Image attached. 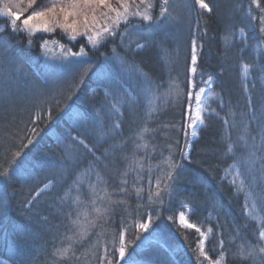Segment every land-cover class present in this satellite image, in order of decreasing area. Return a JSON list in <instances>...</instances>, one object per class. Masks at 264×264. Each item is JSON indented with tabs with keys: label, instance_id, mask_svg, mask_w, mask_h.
<instances>
[{
	"label": "trees",
	"instance_id": "trees-1",
	"mask_svg": "<svg viewBox=\"0 0 264 264\" xmlns=\"http://www.w3.org/2000/svg\"><path fill=\"white\" fill-rule=\"evenodd\" d=\"M42 1L37 0V6ZM205 2L212 12L198 9L193 3L191 8H172L177 17L173 22H139L144 37L139 43L145 45L139 50L135 43L132 48L122 45L119 36L93 50L83 39L74 44L61 40L58 31L47 37L42 33L31 37L29 46L28 36H15L6 24L2 25L6 30L0 32V129L12 134L9 142L17 148L27 143L25 129L35 128L36 134L31 137L33 143L22 149L19 167L8 169L9 178L0 177V260L7 264H50L53 249L63 246V236L68 233L66 214L72 210L71 199L77 188L87 203V185L96 181V172L110 184L118 185L126 167L122 155L136 151L138 157H145L147 152L156 165L159 153L167 156L171 145L175 162L181 166L177 169L173 198L169 200L162 191L163 205L148 203L149 179L154 191L160 170L148 171L145 159L139 181L145 190L144 199L138 201L132 191L126 205L113 210L115 223L105 225L108 234L104 241L111 242L113 235H118L124 216L128 223L126 257L130 254L136 263L197 264L199 234L178 224L179 213L189 208L191 223L212 226L213 234L205 248L209 256L217 258L222 239L227 264H239L232 259L233 253L242 243L247 246L248 242H255L260 229L246 218L243 197L224 179L223 172L232 164L237 165L256 200L264 227V43L260 42L259 32L262 13L251 0ZM258 2L264 6V0ZM241 29L244 38L238 40ZM45 38L49 43L55 41L60 53L59 44L74 52L86 45L87 56L78 58L83 62L73 65H61L58 60L49 64L38 49ZM194 38L198 45L197 76L203 80L213 78L223 107L219 118H206L197 139L190 142L187 158H183L181 152L186 148L182 125ZM241 64L250 66L248 98L243 91ZM133 65L139 71H133ZM89 67L91 71L84 73ZM141 73L147 74L154 85H160L155 97L145 93ZM170 80L179 83L183 93L175 101L170 97L165 102L163 94L168 91ZM129 97L132 103L119 104V112L112 109L113 103ZM116 123L119 128H115ZM145 124L151 129L144 134L149 147L135 150L134 134ZM80 140L92 152L80 145ZM234 141V155H225L227 144ZM252 151L256 156L250 160ZM4 168L8 164L0 155V170ZM127 178L131 186L134 174L129 173ZM48 184V190L34 197ZM125 208L132 217L127 216ZM149 214L152 223L148 231H137L134 220L144 222ZM99 231L93 229V235L75 247L80 251L89 249L96 240L94 233ZM103 255V247H97L95 259L89 255L90 264H100ZM112 259L113 264H124L115 253Z\"/></svg>",
	"mask_w": 264,
	"mask_h": 264
},
{
	"label": "snow or ice",
	"instance_id": "snow-or-ice-1",
	"mask_svg": "<svg viewBox=\"0 0 264 264\" xmlns=\"http://www.w3.org/2000/svg\"><path fill=\"white\" fill-rule=\"evenodd\" d=\"M253 4H256L262 15L260 16L261 27L260 42L264 43V6H262L258 0H251ZM159 5L158 15L153 14V9ZM197 5L201 10L206 12H212V8L205 0H190L185 4V7L191 8L192 4ZM31 12L28 13V10ZM0 17L7 18L9 27L12 32L23 31L29 36L28 44L31 46V36L37 32L53 33L57 29L62 34L66 35L70 41H76L77 37H85L87 45H90L93 50H97L103 44L108 42L112 38L119 36L120 43L126 45L128 48H132L133 41L131 37L135 35L138 39L135 42L137 49L143 48L145 45L139 43L140 38H144L140 32V23H159V22H173L177 17L173 14L172 5L170 0H46L43 5L37 6V0H0ZM22 17H24L22 19ZM255 18V17H253ZM136 21V23H133ZM18 22H21L18 24ZM121 25L123 30L121 31ZM6 29L0 27V32ZM240 35L244 37V30H240ZM48 41L44 40L41 45L45 47ZM61 53L57 59L61 65H73L78 62V58L87 56L85 51L86 45H82L78 51H72L71 48L66 47L64 44H59ZM197 41L194 38L191 45V65L189 68L190 76L187 80L188 91L186 93L187 103L184 107L185 121L182 125V131L185 137V148H190V142L188 140L189 134L191 137H196L198 134V128L205 122V116L203 115L202 97L207 93L208 95H214L212 92L213 78L208 77L207 80H203L202 77L197 76ZM249 65H243V76L247 79L249 75ZM133 71H139L138 67L133 65ZM91 71V68L84 69V73ZM144 76V91L147 94L155 97L160 85H154V82L147 77V74L141 73ZM199 80V84L197 81ZM83 81L81 80V83ZM245 87H247L245 85ZM183 89L180 84L175 80H170L168 85V91L164 93L165 102L171 97L173 101L181 96ZM107 99V96H106ZM132 103L131 97L125 101L121 98L117 103L111 105L112 109L119 112V104ZM215 113V109H211L209 115ZM36 118H39V112L36 114ZM48 118L51 119V112L48 113ZM35 123V121H33ZM227 123V121H225ZM120 124L116 123L115 128H119ZM189 129L191 132L189 133ZM27 133V143L20 144L17 148L16 144L10 143L13 139L12 134L3 132L0 129V155L7 162L8 168L0 170V177L5 179L9 178V168L13 166L19 167L17 161L22 154V149L28 148L33 143L31 138L36 134V129H25ZM151 129L145 124L135 134L133 144L135 150H145L149 147L147 141H145V133L150 132ZM16 135H19L17 133ZM103 135V131H102ZM24 139L20 137V141ZM75 140V138H72ZM254 139V137H253ZM136 141H144V143H137ZM264 142V141H262ZM88 152H92L90 148L83 140L79 141ZM237 142H231L227 144L225 155L233 154V144ZM245 147L247 145L245 144ZM255 148V145H252ZM155 151V148H153ZM181 156L187 158V151H182ZM256 152L249 153V159L255 158ZM264 159V157H261ZM122 159L126 161L125 169L120 173V182L118 185H112L108 180L104 179L99 172H96V181L89 182L87 185V203L80 189L77 188V194L71 199V211L67 215L69 221L68 233L63 236L61 247H55L51 253L50 264H90L89 255L95 259V249L97 247H103L104 255L101 256L100 264H113L112 255L117 254L118 261H123L124 264H136L131 255H127L128 243L125 240V232L128 228L126 217L122 216L120 220V231L118 235H113L111 242H105L104 237L108 234L105 229V225L114 224L113 210L120 206L126 205V198L135 192V196L138 201L144 199V188L139 186V181L142 178V173L145 168V159L148 160V171H152L153 168L160 170L159 175L156 177L155 190H152L151 179H149V188L147 191V201L149 204L159 203L163 205L164 199L162 197V191L166 192L169 200L173 198L175 191L174 185L179 173L177 169L181 166L175 162V157L171 152V145H169V154L163 155L161 151L157 157L158 163L153 165L151 163V154L145 153V157H138L136 151H133L131 155L124 154ZM87 172H92V169H87ZM134 174V179L129 186L128 175ZM236 181L233 179V184ZM111 188V191H110ZM244 184L238 186L237 191H242ZM71 191V190H69ZM119 196V199H113V196ZM139 207V204L137 205ZM185 207H187L185 205ZM127 212V208L124 209ZM2 214V213H0ZM158 215V213H157ZM128 217H132L131 212H127ZM255 218V217H253ZM169 220H173L172 216L168 217ZM152 223V215L149 214L147 220L140 222L134 220V226L137 231H148ZM179 224L187 229H195V232L199 234L200 239L196 245V261L197 264H227L228 256L224 250V241H219V248L217 258L213 259L205 251V239L208 234L212 233L213 229L209 227L207 232L202 231L201 227L189 222L186 218L185 212L179 213ZM99 228V232H95L96 240L91 244L89 249L83 251L78 250L75 245H83V242L91 235H93V229ZM113 232L115 229L113 228ZM187 238V237H185ZM139 239V236H137ZM118 240V244L116 241ZM67 241V244L63 242ZM109 243L112 245V251H109ZM216 251L215 248L212 249ZM202 258V259H201ZM233 260L239 261V264H264V228L259 231L258 239L255 242H248L247 246L241 244L238 246V251L233 253ZM0 264H7V261L0 260Z\"/></svg>",
	"mask_w": 264,
	"mask_h": 264
},
{
	"label": "rangeland",
	"instance_id": "rangeland-1",
	"mask_svg": "<svg viewBox=\"0 0 264 264\" xmlns=\"http://www.w3.org/2000/svg\"><path fill=\"white\" fill-rule=\"evenodd\" d=\"M186 1H188V0H170V3L172 5V8L173 9H177V8H181L182 6H184L185 4H187ZM25 3H26V0H25ZM44 3H46V0H43L42 1V5ZM158 7H159V5L157 3V6L153 9V13H154V11H156V9ZM196 7L198 9H200L197 5H196ZM30 12H31V9L28 10V13H25V17ZM157 14H158V11L155 12V15H157ZM23 18L24 17H22V19ZM20 23L21 22H18V24H20ZM134 23H136V21ZM3 24H6L5 26H8V29H10L7 18L0 17V27H2ZM56 31H58V33H60V39L61 40H66L67 42L74 44L75 41L74 42L73 41H70L67 38L66 35H64V34L61 33V31L59 29H57ZM55 32H53V33H55ZM12 33L15 34V36H19V35H23V34L26 37L28 36L23 31L15 32V33L12 32ZM41 33L44 34L46 37L48 35L53 34V33L37 32L35 35H33L31 37H34V36H36L38 34H41ZM237 38H238V40H243L244 37L242 38L241 35H240V32H239L238 35H237ZM77 39L78 40L79 39H83V41H86V38L85 37H77ZM131 39H132L133 43H135L138 38L135 35H133L131 37ZM44 40H46V38ZM44 40L43 41L41 40V43L38 46V49L40 50V53H41V56H42L43 60L50 64L54 60H57L55 58L58 57V55H60V52L56 48L57 43H54L55 41L52 42V43H49L48 42L45 47H42L41 45L44 43ZM86 43H87V41H86ZM89 47H91V46L89 45ZM190 65H191V59H190ZM189 68H190V66H189ZM188 74L190 76L189 70H188ZM240 76H241V81H242V86H243L244 94L248 98L249 97V90H250V82H251V79H250L249 75H248L247 79L244 78V76H243V64H241V66H240ZM245 85L247 87H245ZM211 87H212V92L214 93V95H208L206 93L202 97V107L204 109L203 115L205 116V120L208 117H216V118L218 117L219 118V113H220V111L222 110V107H223L222 99H221L219 93L215 90L213 84H212ZM211 109H215V113L209 115V112H210ZM204 126H205V122H204L203 125H200L199 126V128H198V134H199L200 130L204 128ZM190 132H191V129H189V133ZM198 134H197L196 137H191V135L189 134V137H188L189 142H192V141L196 140L197 137H198ZM189 149L190 148H187L186 149L187 153H188ZM223 177H224L225 180H227L233 186V188H234V190H235L236 193L242 195V197H243V204H244V211H245L246 218L248 220L254 222L260 230L262 228H264L263 227V217H262L261 213L259 212V209H258L257 204H256V200L253 198L252 193L249 191L248 187L245 185V183L243 181V178H242V176L240 174V171H239V168L237 167V165L236 164H232L231 166H229L223 172ZM233 179H235V181H236L235 185L233 184ZM241 182H243V184H244V189L242 191H237V188L241 184ZM49 188H50V185H46V186H44L41 189L40 192L45 191V190H48ZM183 212H185L186 218L189 220V214H190L191 210L189 208H184L183 209ZM253 217H255V218H253ZM189 222H190V220H189ZM178 224H179V215H178ZM181 227H183V226H181ZM199 227H201V230L202 231H205V232H207V229L209 227L212 228V226L209 225V223H208L207 226L204 225V226H199ZM183 228H185V227H183ZM185 229H187V228H185ZM189 230H191V229H189ZM192 230H195V229L193 228ZM212 234H213V231H212V233L208 234L207 238L205 239V248H206V244L210 240ZM136 264H148V263L138 262Z\"/></svg>",
	"mask_w": 264,
	"mask_h": 264
}]
</instances>
